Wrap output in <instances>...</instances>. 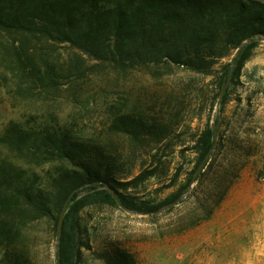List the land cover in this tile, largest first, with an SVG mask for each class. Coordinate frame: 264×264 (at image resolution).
Listing matches in <instances>:
<instances>
[{"label":"trees","instance_id":"1","mask_svg":"<svg viewBox=\"0 0 264 264\" xmlns=\"http://www.w3.org/2000/svg\"><path fill=\"white\" fill-rule=\"evenodd\" d=\"M261 37L264 3L259 0H0V68L6 64L32 93L58 90L65 80L77 82L105 67L123 75L140 70L154 75L175 68L211 77L218 75L214 67L220 60H231L249 42L233 59L232 73L226 69L216 77V100L228 76L230 81L238 76ZM61 46L73 52L67 67L59 64ZM214 122L218 141L207 124L194 141L197 159L180 192L159 206L127 194L156 176V168L119 182L111 170L113 158L100 154L90 142L66 129L26 128L10 122L0 134V264H31L34 232L49 226L55 238L66 202L55 264H76L75 219L92 204L150 214L187 194L193 182L179 204L193 199L195 211L177 233L209 221L238 177L218 171L212 163L222 139L218 120ZM117 127L132 144L142 133L155 138L157 146L165 143L166 149L173 148L166 141L171 123L146 126L125 116L116 119L112 130ZM106 264H135V260L125 251H114Z\"/></svg>","mask_w":264,"mask_h":264},{"label":"rangeland","instance_id":"2","mask_svg":"<svg viewBox=\"0 0 264 264\" xmlns=\"http://www.w3.org/2000/svg\"><path fill=\"white\" fill-rule=\"evenodd\" d=\"M63 46L59 64L67 67L73 52ZM231 60H220L214 67L218 75L211 77L175 68L123 75L105 67L43 93L29 92L6 64L0 68V134L10 122L66 129L113 158L110 166L119 182L156 168V176L127 190L150 206L180 192L197 159L194 141L218 120L222 139L212 163L238 177L213 217L179 234L182 221L195 211L193 199L155 216L103 204L86 206L75 219L72 236L76 264H106L114 251L129 253L135 264H264V37L238 76L232 81L228 76L222 98L214 100L216 77L229 72ZM125 116L146 126L171 123L166 141L173 148L157 146L155 138L142 133L132 144L121 129L112 130L116 119ZM33 238L30 263L55 264L58 242L50 227H39Z\"/></svg>","mask_w":264,"mask_h":264},{"label":"water","instance_id":"3","mask_svg":"<svg viewBox=\"0 0 264 264\" xmlns=\"http://www.w3.org/2000/svg\"><path fill=\"white\" fill-rule=\"evenodd\" d=\"M247 43H249V42H245V43H243V44H242V45L236 50V52H235V54H234V56H233V58H232V60H231V69L229 70V73H231L232 68H233V65H234V64L232 63L233 59L239 54V52L242 50V48H243V47L245 46V44H247ZM226 87H227V84H225V85L221 88L220 96H219V100L222 98V96H223V94H224V91H225ZM212 131H213V133H214V139H215V142H216V141H217V132H216V125H215V122H214V121L212 122ZM211 152H213V150H212ZM211 152H210V153H211ZM207 158H208V156L203 160V162H202L201 165L199 166V168H198V170H197V172H196V175H197V173L199 172V170L203 167V165L205 164ZM192 183H193V182H192ZM192 183H191L190 188L192 187ZM190 188H189V191H190ZM189 191L187 192V194H185L184 196L178 198V199H177L176 201H174L172 204L167 205V206H165V207H162V208H160V209H159L158 211H156V212H153V213H150V214H145V215H147V216H149V215H159V214L162 213L164 210L169 209V208H171V207H175L176 205H178L181 201H183V200L187 197ZM67 206H68V202H66V203L64 204V206H63V208H62V210H61V213H60L59 219H58V224H57V235H56V243L58 242L59 237H60L61 232H62L63 217H64V214H65V212H66ZM56 257H57V251H55V258H56ZM56 264H58L57 261H56Z\"/></svg>","mask_w":264,"mask_h":264}]
</instances>
